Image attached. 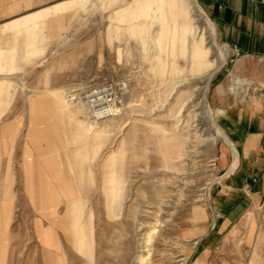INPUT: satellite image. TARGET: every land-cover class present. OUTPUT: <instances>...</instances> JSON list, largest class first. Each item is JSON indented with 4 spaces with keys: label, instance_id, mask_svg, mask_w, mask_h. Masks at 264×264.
I'll list each match as a JSON object with an SVG mask.
<instances>
[{
    "label": "rangeland",
    "instance_id": "374dc122",
    "mask_svg": "<svg viewBox=\"0 0 264 264\" xmlns=\"http://www.w3.org/2000/svg\"><path fill=\"white\" fill-rule=\"evenodd\" d=\"M130 1L93 0L57 13L50 29L42 22L47 34L37 53L3 28L18 15L0 13V49L12 54L0 60V264H58L59 256L63 264H139V257L142 264H264V202L223 229L215 216V202L231 208L240 193L229 183L237 167L227 172L232 147L210 103L214 76L234 56L222 57L226 47L195 12L209 61L222 65L208 81L206 110L197 91L207 70L192 72L180 58L183 73L168 66L161 74L159 27H149L148 38L113 27L114 9ZM108 85L116 87L109 116L95 118L82 99H66ZM117 179L121 211L112 210ZM76 198L81 248L50 220Z\"/></svg>",
    "mask_w": 264,
    "mask_h": 264
},
{
    "label": "crops",
    "instance_id": "0c3cea01",
    "mask_svg": "<svg viewBox=\"0 0 264 264\" xmlns=\"http://www.w3.org/2000/svg\"><path fill=\"white\" fill-rule=\"evenodd\" d=\"M92 1L0 0V13L18 15L3 28L25 36L27 51L37 53L41 49L38 45L47 34L45 30L42 32V22L50 29V17L77 8L85 9ZM95 1L108 6L118 2ZM182 1L163 0L172 14H178ZM196 2L211 22L215 42L227 47L229 54L234 56L230 67L214 76V90L210 96L211 107L217 111V126L236 144L240 156V161L234 167L230 163L227 170L230 172L237 167L229 180L231 187L240 190L236 205L224 208L219 202L214 203L219 228L223 229L249 204L264 202V159L261 158L264 155V0ZM110 19L115 23L114 28L159 27V24L148 23L159 20V0H131L115 8ZM11 57L12 54L7 55L0 49V60ZM1 66L7 67V64L1 63ZM65 112L71 115L72 111L67 107ZM212 114L215 119V113Z\"/></svg>",
    "mask_w": 264,
    "mask_h": 264
},
{
    "label": "bare ground",
    "instance_id": "6f19581e",
    "mask_svg": "<svg viewBox=\"0 0 264 264\" xmlns=\"http://www.w3.org/2000/svg\"><path fill=\"white\" fill-rule=\"evenodd\" d=\"M156 2V1H155ZM193 2V4L191 3ZM128 10V9H127ZM203 13L200 6L197 4L196 0H183L179 5L178 14H172L170 12V8H166V4L163 0H159V38L158 40H154V42H159V68L161 69V74H164L169 66L170 72L172 75H177L183 73L184 68L180 67L179 59H188L189 60V70L192 72H203L208 71L206 75L205 84L197 91L198 96L201 99L202 106L207 110V104L205 102V95L207 92L208 81L212 77L215 70L219 68V64H214L209 61V47L206 45V38L204 37V33L202 28H200L196 23L193 15L194 13ZM150 16V15H149ZM156 16V15H155ZM128 17V16H127ZM203 18L206 19V22L212 28L210 20L203 13ZM155 21V20H154ZM128 23V22H127ZM213 29V28H212ZM214 31V30H213ZM149 27L143 26L139 28H134L131 30V34L134 36L136 34H145L148 38ZM157 38V36H156ZM211 41V40H210ZM227 47L222 53V57L226 58L228 55ZM158 57V56H157ZM190 72V71H189ZM200 74V73H199ZM174 77L170 78V83L174 84ZM189 95V94H188ZM186 100V99H185ZM190 101V100H189ZM62 104L63 103H58ZM203 108V110H205ZM210 113V112H208ZM211 116V115H210ZM208 116V118L212 121V118ZM80 128H84L80 126ZM86 130V129H85ZM220 137L226 141V144L232 147V167L237 164L238 154L236 149L234 148L231 141L226 137L221 129ZM207 137L212 139L213 141L217 140L215 137L207 134ZM207 138V139H208ZM218 138V137H217ZM122 184L116 180L113 187V205L112 210L121 211V200L119 199V190ZM69 195H72L70 192ZM77 198L75 201H71L70 207H67L66 213L63 217L56 219H50L55 222L57 226H63L64 229H68L72 234L74 245L78 248H81L84 244V240L81 236V230L78 224V216L80 212V205L78 204ZM56 198L54 197L52 200V207L50 210V214L52 218L56 213ZM56 220V221H55ZM51 241L56 248L58 249V240L54 236L51 237ZM60 254V253H59ZM62 254V253H61ZM142 257H139V264L141 262ZM58 264H63L62 256H59L57 259Z\"/></svg>",
    "mask_w": 264,
    "mask_h": 264
},
{
    "label": "built area",
    "instance_id": "2783aa9c",
    "mask_svg": "<svg viewBox=\"0 0 264 264\" xmlns=\"http://www.w3.org/2000/svg\"><path fill=\"white\" fill-rule=\"evenodd\" d=\"M235 55H238L236 52ZM116 87L108 85L98 89H93L82 96L76 94L67 93L66 99L68 101H76L82 99L93 117H106L111 115L116 108Z\"/></svg>",
    "mask_w": 264,
    "mask_h": 264
}]
</instances>
